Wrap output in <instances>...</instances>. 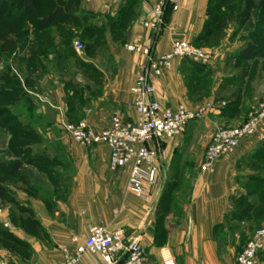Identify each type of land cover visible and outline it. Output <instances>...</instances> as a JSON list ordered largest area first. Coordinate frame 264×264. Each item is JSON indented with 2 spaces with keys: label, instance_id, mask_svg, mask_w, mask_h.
<instances>
[{
  "label": "crops",
  "instance_id": "obj_1",
  "mask_svg": "<svg viewBox=\"0 0 264 264\" xmlns=\"http://www.w3.org/2000/svg\"><path fill=\"white\" fill-rule=\"evenodd\" d=\"M154 2L82 0L80 19L89 22L84 24L85 30L95 39V50L86 47L78 53L72 46L68 53L52 54L46 59L35 56L47 63L46 78L35 84L47 89L35 95L33 104L49 98L58 128L63 119L85 122L97 131L108 128L113 116L131 123L137 121L132 88L146 58L127 46L151 44L153 32L144 28L142 22ZM212 8L211 0H175L166 11L153 55L160 57L171 52L175 40L208 49L213 37V31L209 34L207 28ZM83 36L80 35L84 42ZM241 54L242 51L236 57ZM208 69V65L199 67L187 60H173L160 76L153 78L154 99L162 108L197 107L202 100V74ZM218 77L211 95L204 99H211L221 88V74ZM41 105L39 120L44 115L45 104ZM228 107L210 111L179 137L150 144L158 153V181L147 198L130 189V165L110 171L107 147L78 145L61 131L58 142L68 163L53 164L62 170L63 177L48 176L51 192L43 200L32 201L30 208L38 223L36 228L45 236L27 239L29 247L22 250L27 257L16 255L14 261L6 262L62 264L65 252L73 253L90 235L91 228L99 226L121 231L125 243L140 241L149 264H164L168 258L176 264H235L236 251L229 247L221 251L216 234L234 210L237 180L246 176L240 171L243 161L261 148L258 146L264 139V121L254 136L242 139L232 154L218 159L212 172L202 171L205 152L217 129L240 124L248 113L247 105ZM67 169L73 172L69 179L65 177ZM58 185L64 187L63 198L56 195L60 191ZM74 238L78 243L73 242ZM78 264L103 261L99 255L87 253Z\"/></svg>",
  "mask_w": 264,
  "mask_h": 264
},
{
  "label": "rangeland",
  "instance_id": "obj_2",
  "mask_svg": "<svg viewBox=\"0 0 264 264\" xmlns=\"http://www.w3.org/2000/svg\"><path fill=\"white\" fill-rule=\"evenodd\" d=\"M61 4L70 15L82 18V0H41L38 10L27 19H0V261H14L16 255L27 257L22 251L29 247L27 239L45 236L36 228L33 217L21 209H30L32 201L43 200L51 192L48 176L63 177L62 170L53 163H68L58 142L63 132L53 120L57 114L51 113L50 99L45 97L44 102L36 98L38 102L33 104L35 95L47 89L35 84L47 73V63L35 56L46 59L52 54L68 53L75 42L83 45V51L86 47L92 51L96 48L95 39L85 30L84 24L89 22L83 19L81 24L70 20L47 32L38 31L37 23ZM211 5L218 13L210 14L214 30L209 48L193 45L212 52L215 58L202 74V100L193 108L213 104L219 110L228 105H247L248 109L240 124L221 126L218 131L241 126L264 103V0H211ZM80 35H87L83 36L86 43ZM250 43L258 50L254 59L244 62L236 56ZM219 74L221 88L211 99H204L211 95ZM41 104H45L44 115L39 120ZM258 147L257 154L246 157L240 169L246 176L237 180L234 217L230 216L216 234L221 251L228 247L235 250L236 260L256 232L264 229V139ZM17 163L21 168L11 176L10 168ZM64 172L67 179L73 174L69 169ZM63 188L58 185L59 198L64 196ZM258 260L257 264L264 261V253Z\"/></svg>",
  "mask_w": 264,
  "mask_h": 264
},
{
  "label": "built area",
  "instance_id": "obj_3",
  "mask_svg": "<svg viewBox=\"0 0 264 264\" xmlns=\"http://www.w3.org/2000/svg\"><path fill=\"white\" fill-rule=\"evenodd\" d=\"M175 0H155L145 20L144 28L153 32L151 44L143 46H127V49L141 53L146 60L141 65V73L136 77L132 93L135 96L134 106L138 113L135 123L128 122L120 116H113L110 126L97 131L85 122L72 123L61 120L59 128L72 141L85 147L104 145L109 150V169L116 172L128 165L131 166L129 187L139 197L150 196L151 188L157 184L158 169L155 162L158 157L152 143H160L167 139L184 134L190 123L200 121L210 111L219 109L213 104L198 108L179 105L175 108H162L154 99L155 87L153 78L160 76L162 69L169 67L175 59L187 60L200 65L211 64L215 58L212 52L205 51L191 43L175 40L171 52L155 57L154 47L159 39L165 23L168 7ZM78 53L83 52V45L75 42ZM264 120V103L251 113L239 127L219 129L206 150L201 166L202 171L212 172L214 164L221 157L232 154L242 139L252 137L258 125ZM148 167V169H145ZM121 231H110L95 226L82 244L73 253L65 252L62 264H78L84 254L99 255L103 264H149L145 260L144 248L140 241H122ZM78 243V239H73ZM264 253V229L256 232L236 264H257ZM0 264H8L0 261ZM164 264H176L172 258Z\"/></svg>",
  "mask_w": 264,
  "mask_h": 264
},
{
  "label": "trees",
  "instance_id": "obj_4",
  "mask_svg": "<svg viewBox=\"0 0 264 264\" xmlns=\"http://www.w3.org/2000/svg\"><path fill=\"white\" fill-rule=\"evenodd\" d=\"M40 2L41 0H0V19L5 17H16L21 20L27 19L38 10ZM214 13L216 14L218 12L214 11ZM70 20L75 23H82V21H80V18L70 15L64 4H61L53 9L52 13L48 17L41 19L37 23L38 31L47 32L55 25H62L64 22ZM83 22H85V19L83 20ZM212 23L213 22L209 20L207 24V28L210 31L209 34L214 30V25ZM257 50V46L254 43H250L242 51L240 58L244 59V62L250 61L256 56ZM193 65L199 67L206 66L197 63H193ZM20 168V163H17L12 168H10L11 176H15L19 172ZM21 211L30 214L33 217L32 211L30 209H21ZM233 214L234 213H231V215L227 217V220L230 216H233ZM34 224L38 225L37 221L34 220ZM218 229H222V226H220Z\"/></svg>",
  "mask_w": 264,
  "mask_h": 264
}]
</instances>
